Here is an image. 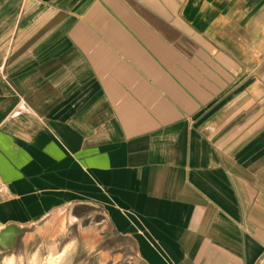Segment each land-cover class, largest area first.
Returning <instances> with one entry per match:
<instances>
[{
	"label": "crops",
	"instance_id": "1",
	"mask_svg": "<svg viewBox=\"0 0 264 264\" xmlns=\"http://www.w3.org/2000/svg\"><path fill=\"white\" fill-rule=\"evenodd\" d=\"M0 180L14 250L264 264V0H0Z\"/></svg>",
	"mask_w": 264,
	"mask_h": 264
},
{
	"label": "rangeland",
	"instance_id": "2",
	"mask_svg": "<svg viewBox=\"0 0 264 264\" xmlns=\"http://www.w3.org/2000/svg\"><path fill=\"white\" fill-rule=\"evenodd\" d=\"M24 248L17 247L14 250L11 247L0 246V264H5L6 260L14 258V264H75L72 261L73 256L69 253H60L61 249H54L47 245L38 247L31 246L30 243Z\"/></svg>",
	"mask_w": 264,
	"mask_h": 264
},
{
	"label": "water",
	"instance_id": "3",
	"mask_svg": "<svg viewBox=\"0 0 264 264\" xmlns=\"http://www.w3.org/2000/svg\"><path fill=\"white\" fill-rule=\"evenodd\" d=\"M10 235L11 237L8 239H4L6 235ZM16 235V230L10 227L4 228L0 231V246L1 247H11L13 245V238Z\"/></svg>",
	"mask_w": 264,
	"mask_h": 264
},
{
	"label": "built area",
	"instance_id": "4",
	"mask_svg": "<svg viewBox=\"0 0 264 264\" xmlns=\"http://www.w3.org/2000/svg\"><path fill=\"white\" fill-rule=\"evenodd\" d=\"M7 195V190L5 184L0 180V202L4 200Z\"/></svg>",
	"mask_w": 264,
	"mask_h": 264
},
{
	"label": "clouds",
	"instance_id": "5",
	"mask_svg": "<svg viewBox=\"0 0 264 264\" xmlns=\"http://www.w3.org/2000/svg\"><path fill=\"white\" fill-rule=\"evenodd\" d=\"M5 264H14V258L12 260H6Z\"/></svg>",
	"mask_w": 264,
	"mask_h": 264
}]
</instances>
